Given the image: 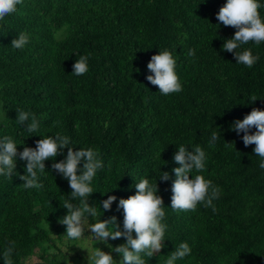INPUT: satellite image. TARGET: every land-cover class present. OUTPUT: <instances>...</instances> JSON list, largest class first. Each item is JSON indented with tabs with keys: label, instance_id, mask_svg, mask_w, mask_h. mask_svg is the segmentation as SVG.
<instances>
[{
	"label": "trees",
	"instance_id": "trees-1",
	"mask_svg": "<svg viewBox=\"0 0 264 264\" xmlns=\"http://www.w3.org/2000/svg\"><path fill=\"white\" fill-rule=\"evenodd\" d=\"M227 0H22L17 12L0 21V139L36 147L43 137L59 133L78 151L92 148L103 161L91 182L89 203L97 216L86 214L79 240L66 235L59 220L67 215L63 200L74 205L69 182L52 169L66 158L67 148L45 161L38 172L41 189L23 187L26 161L17 158L11 177L0 176V264L15 242L13 264H88L87 247L122 254L97 242L90 225L117 217L123 229L120 198L135 194V184H158L166 225L164 247L145 264H165L180 243L191 252L175 264H264V169L255 145L245 147L233 122L252 108L264 109V42L241 45L258 61L249 68L237 63L222 45L236 29L225 27L216 14ZM264 18V0H259ZM24 32L29 43L11 42ZM169 50L182 91L163 95L146 77L152 55ZM194 50L189 57L187 52ZM88 57V71L73 74V64ZM257 100L252 103V97ZM35 114L39 128L27 130L18 111ZM31 116L29 118V121ZM255 132L256 129H251ZM212 132L218 139L209 144ZM196 145L205 153L203 175L220 189L217 211L199 203L195 211L171 208L174 153ZM80 168H83V160ZM163 172L168 181L159 180ZM115 195L111 209L103 201ZM114 230V225H109ZM135 235V234H134Z\"/></svg>",
	"mask_w": 264,
	"mask_h": 264
},
{
	"label": "clouds",
	"instance_id": "clouds-1",
	"mask_svg": "<svg viewBox=\"0 0 264 264\" xmlns=\"http://www.w3.org/2000/svg\"><path fill=\"white\" fill-rule=\"evenodd\" d=\"M22 0H0V21L5 17L17 12V6ZM259 0H227L216 14L217 20L225 27L236 29L232 38L227 39L222 48L234 54L237 63L251 68L259 59L252 54L251 49L239 51L241 45L255 42L259 45L264 42V18L261 17ZM29 36L20 32L11 42L15 49H22L29 43ZM189 57L194 56V50L187 52ZM88 57L81 55L73 64V74L80 76L88 71ZM176 60L173 54L165 49L152 55L147 68L150 74L147 81L156 86L163 95L182 91L180 78L175 71ZM257 100L252 97V103ZM18 111L17 121L21 124L27 122V130L36 132L39 122L35 114ZM31 119L29 121V118ZM232 128L238 134L243 133L242 140L245 147L255 145V155L261 157L259 167L264 169V109L254 107L242 120L233 122ZM256 131L252 132L251 129ZM218 139L216 132H212L209 144L214 146ZM70 140L59 133L55 138L43 137L36 141V147L23 148L18 152L17 144L11 137L5 136L0 139V176L11 177L17 168V158L26 161V174L19 178L24 181L26 189H41L43 185L38 182V172L43 174L46 169L45 161L55 158L67 148L66 158L52 164V169L61 174L69 182L71 197L79 198V204L74 205L69 200H63L62 206L66 208L67 215L59 220L66 226V235L70 239L79 240L84 233L86 214L97 216V209L89 203V197L94 192L91 182L97 174V170L103 168V161L98 158V153L92 148H81L76 151L69 146ZM174 161L179 165L175 167V180L171 185V208L175 211H195L199 203L205 207H211L217 211L213 201L219 198L220 189L212 185L211 180H206L203 175H190L195 171L201 172L205 168L206 153L204 149L196 145L189 150L184 145L178 147L174 153ZM83 160V168H80ZM169 172H163L159 180L168 181ZM136 192L127 198H120L118 209L123 210V229L117 223V217L99 219L90 225V231L97 242L108 244L109 237L112 240L121 237L126 238V243L113 247L112 251L122 254V259L117 262L112 252H106L100 247L88 250V264H145L141 253L152 257L164 247L166 225L162 223L165 217L164 200L158 195V184L151 185L148 179H141L135 184ZM115 195H110L103 201V210L108 211L114 201ZM109 225L115 229L110 230ZM135 234V235H134ZM92 237V238H93ZM15 242L3 252L4 264H13L12 253ZM191 249L186 242H182L172 251L165 264H175V261L189 255Z\"/></svg>",
	"mask_w": 264,
	"mask_h": 264
},
{
	"label": "rangeland",
	"instance_id": "rangeland-1",
	"mask_svg": "<svg viewBox=\"0 0 264 264\" xmlns=\"http://www.w3.org/2000/svg\"><path fill=\"white\" fill-rule=\"evenodd\" d=\"M93 238H95V237H93ZM93 238H92V239H93Z\"/></svg>",
	"mask_w": 264,
	"mask_h": 264
}]
</instances>
